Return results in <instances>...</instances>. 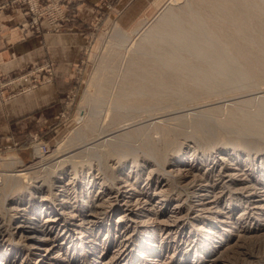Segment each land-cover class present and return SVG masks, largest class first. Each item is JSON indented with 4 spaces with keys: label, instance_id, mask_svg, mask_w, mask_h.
Segmentation results:
<instances>
[{
    "label": "rangeland",
    "instance_id": "obj_1",
    "mask_svg": "<svg viewBox=\"0 0 264 264\" xmlns=\"http://www.w3.org/2000/svg\"><path fill=\"white\" fill-rule=\"evenodd\" d=\"M114 2L105 0L86 27L59 126L0 146V173L21 161L34 172L30 185L46 189L63 172V188L46 200L53 212L30 215L42 225L62 212L52 225L61 221L63 232L52 228L48 242L59 258L50 263L264 264V0H166L128 29ZM5 3L3 10H24L32 34L68 31L76 18L65 2ZM53 74L48 62L9 79L0 70V103ZM1 190L7 206L45 202L23 203L19 189ZM58 198L61 210L52 205ZM22 248L6 242L1 249L13 264H32L38 255Z\"/></svg>",
    "mask_w": 264,
    "mask_h": 264
},
{
    "label": "crops",
    "instance_id": "obj_2",
    "mask_svg": "<svg viewBox=\"0 0 264 264\" xmlns=\"http://www.w3.org/2000/svg\"><path fill=\"white\" fill-rule=\"evenodd\" d=\"M9 0H0L4 3ZM68 3L75 19L68 31H25L26 15L19 6L0 11V70L5 79L53 63L51 82L26 94L0 103V146L22 144L29 136L59 126L66 113L65 99L73 85L76 69L82 62L86 27L99 19L105 0H53ZM166 0H115L117 22L130 28L141 17L152 15Z\"/></svg>",
    "mask_w": 264,
    "mask_h": 264
},
{
    "label": "bare ground",
    "instance_id": "obj_3",
    "mask_svg": "<svg viewBox=\"0 0 264 264\" xmlns=\"http://www.w3.org/2000/svg\"><path fill=\"white\" fill-rule=\"evenodd\" d=\"M168 4H172L171 2H169ZM174 4V3H173ZM176 5V4H175ZM164 13H165V15H164ZM164 13H162L161 15V17L162 18H166L167 17V13H172L171 12V10L169 11H166V12H164ZM168 14V15H169ZM142 27V26H141ZM124 32V31H123ZM125 36V35H124ZM251 48V47H250ZM234 51V50H233ZM263 76H264V74H263ZM162 81V80H161ZM210 91V90H209ZM206 93V92H205ZM209 93V92H208ZM118 118V117H117ZM107 119V118H106ZM128 119V118H127ZM119 122V121H118ZM129 133H127V134H125V135H123V137H126L127 135H128ZM107 140V139H106ZM107 141H109V140H107ZM106 141V142H107ZM118 145V144H117ZM118 147V146H117ZM38 150H39V148H38ZM40 151V150H39ZM41 153V152H40ZM13 159V158H12ZM221 159V158H220ZM223 159V158H222ZM224 160V159H223ZM2 161V160H1ZM43 162H44V160H42ZM66 161V160H65ZM69 161V160H68ZM39 162V161H38ZM45 163V162H44ZM35 164H37V163H35ZM39 164H41L40 162H39ZM62 164V163H61ZM227 164V163H226ZM233 164V163H232ZM9 165H10V167H12V169H10L9 170V172L7 173H0V190H1V187H9V188H11V189H13L14 190V188L15 189H19V191H22L23 192V194H22V196L24 195V197L23 198H19L17 201H22L23 203L25 202V201H23V200H26V201H28L29 202V204H30V202L31 203H34V202H42V201H45V202H42L41 204H39V205H29V207L28 208H25V207H23V205H19V204H15V205H12V204H10L9 206H7V201H9V198H10V196H4V197H2V198H4L3 199V202L2 203H0V209L2 210V213L6 216V220L5 221H1L0 220V264H13V261H12V259H11V253H9V251H5V250H2L1 248L3 247V245H4V243H6V242H14L15 244H17V245H20L21 244V246L25 249V253H26V255H38V258L34 261V262H32V264H53L52 262L50 263V261H55V259H57L56 257H58L57 255H54L55 254V252L57 251V247H58V245H55V244H53V245H49V241H52V239L54 238V237H52L51 235H50V232L52 231V228H54V227H57L58 229H60L61 230V228L63 229V223L60 221V222H58V225H56V226H54V225H52V223L54 222H56V221H58V220H60L59 218L62 216V212H58L57 211V209H56V207H58L59 209L61 208V203H63V202H65V201H63L64 199H59L60 201L58 202V203H54V204H52L53 206L55 205V213H56V215L59 217V218H53V219H49V220H47L45 223H42V225H39V224H37V222H35V223H33L34 222V218H33V216L34 217H36V216H41L42 215V212L44 211V210H48V211H50L51 213L53 212V211H51V210H53V208H51V207H46V200H48V199H50V195H51V193H52V191H54L55 189H57V188H63V172L62 173H60L61 175L58 177L59 179L58 180H56V181H52V182H50V184L47 186V185H45V186H47V188L46 189H43L42 188V186H40V185H38V184H36V182H38V181H35L34 183L35 184H33V185H30V184H32V182H31V180H32V177H31V175H33L32 173H34V172H32L31 173V169L32 168H30L29 166H27L28 168H25L24 166L25 165H23L22 164V162L21 161H18V160H15V159H13V160H11L10 162H9ZM38 165V164H37ZM59 165V164H58ZM125 166V165H124ZM22 167V168H21ZM49 167V166H48ZM158 167V166H157ZM163 167V166H162ZM210 167V166H209ZM226 167V166H225ZM230 167V166H229ZM18 168H21V169H18ZM43 168V167H42ZM51 168V167H50ZM159 168H161V167H159ZM194 168V167H193ZM128 169V168H127ZM208 171V170H207ZM229 171V170H228ZM218 173H219V171H218ZM243 173V172H242ZM129 174V173H128ZM188 174V173H187ZM213 174H214V172H213ZM224 174V173H223ZM227 174V173H226ZM240 174V173H239ZM186 175V174H185ZM217 175V174H216ZM220 175V174H219ZM233 175V174H232ZM242 175V174H241ZM65 176V175H64ZM110 176V175H109ZM108 175H107V177H109ZM196 176H198V175H196ZM228 176V175H227ZM226 176V177H227ZM238 176V175H237ZM113 177V176H112ZM173 177V176H172ZM198 177H200V176H198ZM233 177V176H232ZM245 177V176H244ZM119 178V177H118ZM151 178V177H150ZM208 178V177H207ZM206 178V179H207ZM218 178V177H217ZM45 179V178H44ZM115 179V178H114ZM167 179V178H166ZM237 179V178H236ZM241 179V178H240ZM243 179V178H242ZM98 180V179H97ZM108 180V179H107ZM111 180H113V179H111ZM198 181H200V180H198ZM213 181V180H212ZM246 181V180H245ZM244 181V182H245ZM70 182H71V180H70ZM102 182V181H101ZM107 182V181H106ZM155 182V181H154ZM211 182V181H210ZM221 182V181H220ZM229 182V181H228ZM41 183V182H40ZM104 183H105V181H104ZM116 183V182H115ZM173 183V182H172ZM203 183H204V181H203ZM206 183V182H205ZM204 183V184H205ZM216 183H218L217 181H216ZM232 183V182H231ZM46 184V183H45ZM65 184V183H64ZM68 184V183H67ZM72 184V183H71ZM103 184V183H102ZM114 184V183H113ZM120 184V183H119ZM126 184V183H125ZM130 184V183H129ZM157 184V183H156ZM186 184V183H185ZM192 184H193V182H192ZM202 184V183H201ZM203 184V185H204ZM213 184V183H212ZM254 184V183H253ZM166 185V184H165ZM174 185V184H173ZM182 185H183V183H182ZM196 185V184H195ZM221 185V184H220ZM230 185V184H229ZM236 185V184H235ZM234 185V186H235ZM252 185V184H251ZM123 186V185H122ZM126 186V185H125ZM128 186V185H127ZM131 186V185H130ZM160 186V185H159ZM169 186V185H168ZM192 186V185H191ZM202 186V185H201ZM208 186V185H207ZM210 186V185H209ZM44 187V186H43ZM119 187H121V186H118V188ZM172 187V186H171ZM213 187V186H212ZM254 187V186H253ZM114 188H115V186H114ZM122 188V187H121ZM126 188V187H125ZM177 188V187H176ZM200 188V187H199ZM219 189H220V187H218ZM225 188V187H224ZM230 188H231V186H230ZM66 189V188H65ZM110 189V188H109ZM113 189V188H112ZM120 189V188H119ZM160 189V188H159ZM171 189V188H170ZM186 189H187V187H186ZM228 189V188H227ZM226 189V190H227ZM232 189V188H231ZM239 189V188H238ZM117 189H115V191H116ZM128 190V189H127ZM175 190V189H174ZM205 190V189H204ZM234 190V189H233ZM240 190V189H239ZM238 190V191H239ZM2 191V190H1ZM15 191V190H14ZM61 191H63V190H61ZM130 191V190H129ZM137 191V190H136ZM159 191V190H158ZM164 191V190H163ZM201 191V190H200ZM203 191V190H202ZM222 191H224V190H222ZM250 191V190H249ZM49 192H50V194H49ZM119 192H120V190H119ZM152 192H154V191H152ZM206 192V191H205ZM211 192V191H210ZM230 192V191H229ZM237 192V191H236ZM252 192H254L253 190H252ZM257 192H259V189H258V191ZM256 192V193H257ZM2 193V192H1ZM46 193V194H45ZM109 193V192H108ZM134 193V192H133ZM138 193V192H137ZM157 193V192H156ZM161 193H162V191H161ZM227 193V192H226ZM234 193V192H233ZM249 193V192H248ZM5 194V193H4ZM44 194H45V196H44ZM66 194V193H65ZM120 194H122V193H120ZM125 194H127V193H125ZM132 194V193H131ZM142 194V193H141ZM158 194V193H157ZM165 194V193H164ZM167 194V193H166ZM169 194V193H168ZM200 195H201V193H199ZM205 194V193H204ZM236 194V193H235ZM250 194H251V192H250ZM263 194V193H262ZM63 195V194H62ZM62 195H61V197H62ZM161 195V194H160ZM218 195V194H217ZM220 195V194H219ZM240 195V194H239ZM254 195V194H253ZM55 196V195H54ZM67 196H69V195H67ZM66 195H65V197H67ZM127 196H129V194L127 195ZM131 196V195H130ZM140 196V195H139ZM159 196V195H158ZM202 196V195H201ZM200 196V197H201ZM214 196V195H213ZM247 196H248V194H247ZM261 196V195H260ZM109 197H111V196H109ZM216 197V196H215ZM219 197V196H218ZM251 197V196H250ZM249 197V198H250ZM262 197V196H261ZM118 198V197H117ZM125 198V197H124ZM128 198V197H127ZM178 198V197H177ZM198 198V197H197ZM202 198V197H201ZM211 198V197H210ZM217 198V197H216ZM238 198V197H237ZM248 198V197H247ZM263 198V197H262ZM68 199V198H67ZM111 199V198H110ZM113 199V198H112ZM115 199V198H114ZM121 199V198H120ZM132 199V198H131ZM145 199V198H144ZM213 199H214V197H213ZM242 199V198H241ZM256 199V198H255ZM119 200V199H118ZM117 200V201H118ZM123 200V199H122ZM138 200V199H137ZM162 200V199H161ZM240 200V199H239ZM238 200V201H239ZM96 201V200H95ZM105 201V200H104ZM120 201V200H119ZM123 201H125V200H123ZM130 201V200H129ZM179 201V200H178ZM250 201V200H249ZM249 201H247V202H249ZM260 201V200H259ZM110 202V201H109ZM108 202V203H109ZM138 202V201H137ZM142 202L143 201H141V203H137V205L138 206H141L140 204H142ZM197 202H199V201H197ZM207 201H205L204 203H206ZM211 202H212V199H211ZM251 202V201H250ZM92 203V202H91ZM114 203V202H113ZM132 203V202H131ZM134 203H136V202H134ZM145 203H147V200L146 201H144V204ZM182 203V202H181ZM200 203V202H199ZM199 203H197V204H199ZM204 203H201V204H204ZM242 203V202H241ZM105 204V203H104ZM127 204V203H126ZM177 204V203H176ZM175 204V205H176ZM193 204V203H192ZM195 204V203H194ZM208 204V203H207ZM225 204V203H224ZM245 204V203H244ZM255 204H256V202H255ZM97 205H99V204H97ZM129 205V204H128ZM185 205V204H184ZM184 205H183V207H184ZM96 206V205H95ZM133 206V205H132ZM142 206H143V204H142ZM177 206H178V204H177ZM180 206H181V204H180ZM180 206H178L179 208H180ZM186 206V205H185ZM123 207V206H122ZM126 207V206H125ZM133 207H135V206H133ZM154 207V206H153ZM176 207V206H175ZM189 207V206H188ZM200 207V206H199ZM209 207H211V206H209ZM217 207V206H216ZM257 207V206H256ZM255 207V208H256ZM45 208V209H44ZM96 208V207H95ZM100 208V207H99ZM124 208V207H123ZM136 208H138V207H136ZM144 208V207H143ZM151 208H152V206H151ZM150 208V209H151ZM174 208V207H173ZM191 208V207H190ZM247 208V207H246ZM250 208H252V206L250 207ZM94 209V208H93ZM98 209V208H97ZM121 209V208H120ZM176 209V208H175ZM192 209V208H191ZM212 209V208H211ZM219 209V208H218ZM262 209V208H261ZM61 210V209H60ZM132 210V209H131ZM140 210V209H139ZM144 210V209H143ZM149 210V209H148ZM158 210V209H157ZM179 210V209H178ZM206 210V209H205ZM244 210V209H243ZM105 211V210H104ZM125 211V210H124ZM127 211V210H126ZM135 211V210H134ZM153 211V210H152ZM199 211H200V209H199ZM202 211V210H201ZM208 211V210H207ZM212 211V210H211ZM95 212V211H94ZM172 212V211H171ZM218 212H219V210H218ZM124 213V212H123ZM137 213H139V212H137ZM149 213V212H148ZM250 213H252V212H250ZM2 214V215H3ZM132 214H133V212H132ZM142 214V213H141ZM199 214V213H198ZM1 215V214H0ZM30 215H33V216H30ZM83 215V214H82ZM147 215V214H146ZM218 215H219V213H218ZM241 215V214H240ZM239 215V216H240ZM246 215V214H245ZM14 216H16V217H14ZM145 216V215H144ZM171 216V215H170ZM223 216V215H222ZM244 216V215H243ZM247 216V215H246ZM3 217V216H2ZM122 217H124V216H122ZM224 217V216H223ZM93 218V217H92ZM2 219V218H1ZM63 219V218H62ZM155 219H157V218H155ZM154 219V220H155ZM214 219V218H213ZM54 220V221H53ZM82 220V219H81ZM85 220V219H84ZM83 220V221H84ZM129 220V219H128ZM216 220V219H215ZM229 220V219H228ZM36 221V220H35ZM83 221H81V222H83ZM126 221V220H125ZM140 221H142V220H140ZM165 221V220H164ZM217 221V220H216ZM223 221V220H222ZM225 221V220H224ZM84 222H86V221H84ZM93 222V221H92ZM154 222V221H153ZM125 223V222H124ZM128 223V222H127ZM160 223V222H159ZM222 223V222H221ZM80 224V223H79ZM86 224V223H85ZM137 224H139V223H137ZM161 224V223H160ZM229 224V223H228ZM231 224V223H230ZM264 224V223H263ZM87 225V224H86ZM165 225H166V223H165ZM78 226H80V225H78ZM82 226H83V224H82ZM242 226V225H241ZM244 226V225H243ZM256 226V225H255ZM254 226V227H255ZM258 226H261V225H258ZM76 227H77V225H76ZM81 227V226H80ZM161 227H163V226H161ZM210 227V226H209ZM223 227V226H222ZM247 228V227H246ZM84 229H85V227H84ZM248 229V228H247ZM83 230V229H82ZM254 230V229H253ZM62 232H63V230H61ZM209 231V230H208ZM258 231V230H257ZM85 234H83V236H84ZM82 236V235H81ZM128 237V236H127ZM83 238V237H82ZM125 238V237H124ZM62 239V238H61ZM77 240V239H76ZM13 244V243H12ZM11 244V245H12ZM44 245H46V247L44 248V252L42 253V254H39V252H41V250L43 249V246ZM16 246V245H15ZM22 248V249H23ZM12 249V248H11ZM14 250V249H13ZM17 251H18V249H17ZM59 253V252H58ZM60 254V253H59ZM15 255V254H14ZM61 257V256H60ZM59 258V257H58ZM219 258V257H218ZM65 259V258H64ZM15 260V259H14ZM212 260V259H211ZM214 260V259H213ZM217 260V259H216ZM215 260V261H216ZM65 261V260H64ZM219 261V260H218ZM212 262V261H211ZM23 263H25V262H23ZM213 263V262H212ZM31 264V263H30ZM67 264H69V263H67Z\"/></svg>",
    "mask_w": 264,
    "mask_h": 264
},
{
    "label": "built area",
    "instance_id": "obj_4",
    "mask_svg": "<svg viewBox=\"0 0 264 264\" xmlns=\"http://www.w3.org/2000/svg\"><path fill=\"white\" fill-rule=\"evenodd\" d=\"M11 2H14V1H10L9 3H11ZM28 2H29V6L31 7V6H33V4H31V3H33V0H28ZM8 6V3H5V4H2V5H0V10H3V9H5L6 7ZM29 7V8H30ZM29 11L30 12H32L33 11V9H29ZM2 78H1V76H0V90H1V87H3L5 84L4 83H2ZM39 148V147H38ZM39 150H40V152L42 153V154H44V153H46V147L43 145V148H39Z\"/></svg>",
    "mask_w": 264,
    "mask_h": 264
}]
</instances>
